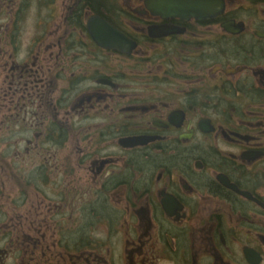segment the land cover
Listing matches in <instances>:
<instances>
[{
  "label": "flooded vegetation",
  "instance_id": "obj_1",
  "mask_svg": "<svg viewBox=\"0 0 264 264\" xmlns=\"http://www.w3.org/2000/svg\"><path fill=\"white\" fill-rule=\"evenodd\" d=\"M0 0V264H264V0Z\"/></svg>",
  "mask_w": 264,
  "mask_h": 264
}]
</instances>
